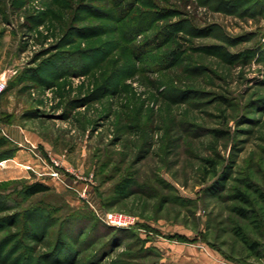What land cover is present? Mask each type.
<instances>
[{"label":"rangeland","instance_id":"1","mask_svg":"<svg viewBox=\"0 0 264 264\" xmlns=\"http://www.w3.org/2000/svg\"><path fill=\"white\" fill-rule=\"evenodd\" d=\"M1 78L0 264H264V0H0Z\"/></svg>","mask_w":264,"mask_h":264},{"label":"built area","instance_id":"2","mask_svg":"<svg viewBox=\"0 0 264 264\" xmlns=\"http://www.w3.org/2000/svg\"><path fill=\"white\" fill-rule=\"evenodd\" d=\"M7 88V81L5 78L0 79V97L3 92ZM36 147V146H34ZM49 160V161H48ZM43 160L45 167H47L48 173L55 178L60 184H62L66 189H73L77 192L80 199L90 202V195H89V185L85 186H78V179H83L78 174L76 175L74 180H70L66 175L67 172H73V170L66 168L65 170L61 168L60 160L52 155L49 154V159ZM29 169L34 171V168L31 165H28ZM101 218L103 221L113 227L119 228H130L137 224V220L132 215H128L125 213H116V212H108L105 215H102Z\"/></svg>","mask_w":264,"mask_h":264},{"label":"trees","instance_id":"3","mask_svg":"<svg viewBox=\"0 0 264 264\" xmlns=\"http://www.w3.org/2000/svg\"><path fill=\"white\" fill-rule=\"evenodd\" d=\"M4 120V119H3ZM5 121V123H12V121L13 120H10V119H5L4 120ZM8 157V156H7ZM6 158V157H5ZM50 190V186L49 185H47V184H45V183H43V182H34V183H32V184H30V185H28V186H26L25 187V192L28 194V195H35V194H38V193H42V192H47V191H49ZM239 196H241V198L243 199V200H248L247 199V197H245V195H239ZM242 213H244V212H242ZM138 226H146L145 224H142V225H137L136 227H133V228H128L129 230H131V229H137L138 228ZM116 229H124V230H128L127 228H116ZM245 240H246V237H245ZM248 242V241H247ZM250 247L251 248H253L254 250H256V246H254V245H250ZM239 264H253V263H249V262H247V261H240L239 262Z\"/></svg>","mask_w":264,"mask_h":264},{"label":"crops","instance_id":"4","mask_svg":"<svg viewBox=\"0 0 264 264\" xmlns=\"http://www.w3.org/2000/svg\"><path fill=\"white\" fill-rule=\"evenodd\" d=\"M12 127V126H11ZM10 127V129H11ZM24 151H19V157H23L22 161L23 162H29V163H32V159H30V156L27 154V153H23ZM37 167L39 165L35 164ZM205 264H237L235 262H227V261H224V260H220V259H216V260H209L207 261Z\"/></svg>","mask_w":264,"mask_h":264}]
</instances>
